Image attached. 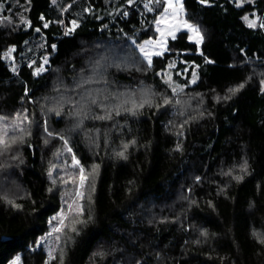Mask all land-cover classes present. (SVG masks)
Wrapping results in <instances>:
<instances>
[{"label": "trees", "instance_id": "1", "mask_svg": "<svg viewBox=\"0 0 264 264\" xmlns=\"http://www.w3.org/2000/svg\"><path fill=\"white\" fill-rule=\"evenodd\" d=\"M144 1L0 0V264H264V0Z\"/></svg>", "mask_w": 264, "mask_h": 264}, {"label": "rangeland", "instance_id": "2", "mask_svg": "<svg viewBox=\"0 0 264 264\" xmlns=\"http://www.w3.org/2000/svg\"><path fill=\"white\" fill-rule=\"evenodd\" d=\"M164 1L165 4L155 20L154 26L156 34L153 37H148L137 44L139 52L147 61H149V59L151 60V58L157 53L164 51L167 40L174 37L179 31H186L188 39L191 41L199 42L201 40V34L196 25L185 18L181 0ZM150 3L151 0L143 2V6L146 11L151 10ZM73 21H75L76 26L78 24L77 20L70 19L69 24L66 27V31L68 33L69 29H74ZM261 24L264 25V16L261 20ZM193 29H196V31H193ZM14 48L15 47L12 45L2 53V58L11 71H16L18 67L14 57ZM145 52L149 54L147 58L145 57ZM54 243L55 242L52 244V249H54ZM52 249L50 251L51 253L48 254V257H50L53 253ZM6 264H21L19 254H15Z\"/></svg>", "mask_w": 264, "mask_h": 264}, {"label": "snow or ice", "instance_id": "3", "mask_svg": "<svg viewBox=\"0 0 264 264\" xmlns=\"http://www.w3.org/2000/svg\"><path fill=\"white\" fill-rule=\"evenodd\" d=\"M132 2V0H129V3H131ZM206 2V0H201V3H205ZM170 6H171V4H170ZM245 19L247 20V17H245ZM254 21H249V26L250 27H252V26H254ZM75 26H76V24H75V21H73V28H75ZM262 26H264V25H262ZM44 27L46 28V27H48V24L46 23L45 25H44ZM190 27V26H189ZM73 29H69L68 31L69 32H71ZM37 31H39V29H37ZM193 31H196V29H193ZM67 34V33H66ZM53 47H55V46H53ZM157 54H159V53H157ZM149 56V54L147 53V52H145V57L147 58ZM149 63H151V60L149 59ZM170 67H171V65H170ZM43 69L41 68V69H37V71L39 72V71H42ZM240 87L242 88L243 87V85H240ZM230 91L232 92V93H235V92H237V91H239V88H235V89H230ZM97 101H95V100H93L92 101V103H96ZM165 103H167V101H165ZM100 119H104L105 117H99ZM0 143H3V140L2 139H0ZM125 148H127V145H125ZM69 151H71V149H69ZM119 155H121V156H123L124 155V153L123 152H121V153H118ZM81 171H83V170H81ZM237 179H239V177H237ZM56 231H60V229H56ZM262 242H264V241H262Z\"/></svg>", "mask_w": 264, "mask_h": 264}]
</instances>
